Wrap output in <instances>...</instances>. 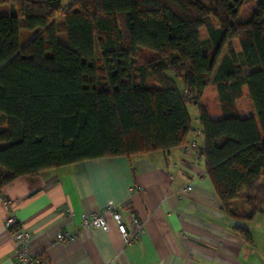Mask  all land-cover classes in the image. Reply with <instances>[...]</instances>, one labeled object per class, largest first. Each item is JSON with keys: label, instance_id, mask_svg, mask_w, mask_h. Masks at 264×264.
<instances>
[{"label": "trees", "instance_id": "obj_1", "mask_svg": "<svg viewBox=\"0 0 264 264\" xmlns=\"http://www.w3.org/2000/svg\"><path fill=\"white\" fill-rule=\"evenodd\" d=\"M62 1L0 0L10 8L0 13V189L46 168L183 144L193 103L222 209L252 218L255 193L264 199V0ZM142 49L151 54L140 63ZM208 87L217 118L201 101ZM244 89L255 117L236 106ZM242 193L250 216L231 205ZM234 229L252 242L245 225Z\"/></svg>", "mask_w": 264, "mask_h": 264}, {"label": "crops", "instance_id": "obj_2", "mask_svg": "<svg viewBox=\"0 0 264 264\" xmlns=\"http://www.w3.org/2000/svg\"><path fill=\"white\" fill-rule=\"evenodd\" d=\"M0 5L1 14H8L9 4ZM211 88L205 89L201 101L217 118L221 110L216 91L215 111L206 97ZM195 108L199 126L191 120L185 143L169 150L80 160L3 185L0 264H14L23 242L40 252L45 264H264V245L252 235L251 243L245 241L234 229L237 219L227 217L220 205L200 153L203 134ZM189 183L190 192L178 195ZM108 203L115 204L128 228L134 217L144 223L138 239L124 244L109 216L107 229L81 227L84 214ZM10 215L27 234L26 240L16 239V228L6 226ZM59 231L75 237L53 242Z\"/></svg>", "mask_w": 264, "mask_h": 264}, {"label": "built area", "instance_id": "obj_3", "mask_svg": "<svg viewBox=\"0 0 264 264\" xmlns=\"http://www.w3.org/2000/svg\"><path fill=\"white\" fill-rule=\"evenodd\" d=\"M192 189L191 184H186L179 190L178 195H181L182 193L190 192ZM9 206L13 205V202H7ZM109 216L112 222L115 223L116 228L118 230V234L121 235L124 244H128L130 242L135 241L138 239L140 234L144 231V223L140 221L138 218H133L131 223V228H128V226L125 224L124 221H122V216L119 213V211L116 209L115 204L108 203L106 204L100 211L98 212H92L90 214H84L82 216L81 220V227L83 228H108L109 222L108 218ZM6 226L16 228L17 234L16 239L18 240H26L25 237H27V234L23 232L21 229V226H19L16 218L12 215H10L6 222ZM53 242H68L74 239V234L66 231H59L56 233V236H54ZM18 253L16 256V261L14 264H45L44 258L40 252L30 250L29 244L22 243L18 247Z\"/></svg>", "mask_w": 264, "mask_h": 264}, {"label": "rangeland", "instance_id": "obj_4", "mask_svg": "<svg viewBox=\"0 0 264 264\" xmlns=\"http://www.w3.org/2000/svg\"><path fill=\"white\" fill-rule=\"evenodd\" d=\"M3 10H4L3 5H0V13H2ZM62 22H63V19H60L58 21V25L59 26L62 25ZM199 33H200L202 40L209 38L207 32H205L204 29L200 30ZM29 35H30V31L25 30V29L22 30L20 41L25 42V40L29 37ZM59 37H60V39H62L63 42H65V39H64L65 34L59 35ZM237 43H238V41L234 40L233 44L235 45L236 50L239 51V44H237ZM150 54L151 53L145 49L140 50L138 53L137 61L140 63H143L146 59L149 58ZM243 69L246 70V67H244ZM165 72L167 73L168 76H170L175 81L174 83L176 84V86L180 90H182L183 89V83L181 81V78L177 74H175V72L172 70H168ZM214 90H213V88H211L207 91V94H206L207 95L206 97L209 99L208 100L209 103H211L210 107L212 108L213 111H215L217 108ZM243 93L244 94H243L242 98L239 99L236 106L242 115L255 117V111H254V108L251 105V102L249 100L247 90L244 89ZM195 107H196L195 104L187 103L185 108H187V111L189 112V115L191 117L190 120H192L193 125L195 127H197V126H199V124H198L197 120H195L196 115H197ZM218 111H219V109H218ZM261 195L262 194L260 191H257L255 193V197H256L255 212H254V215H252V218H246L244 220H237L236 222L239 223L240 225H245L247 227V229L249 230V232H251V235L254 238L253 241H255L256 243L264 245V201H263L264 199L261 197ZM245 200H246V196L243 195V193H242L241 196L236 198L233 205H235L237 211L241 215L250 216L252 213V207L249 206L248 204H245Z\"/></svg>", "mask_w": 264, "mask_h": 264}]
</instances>
